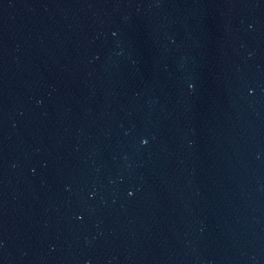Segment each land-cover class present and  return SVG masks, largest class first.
Masks as SVG:
<instances>
[{
    "label": "water",
    "instance_id": "1",
    "mask_svg": "<svg viewBox=\"0 0 264 264\" xmlns=\"http://www.w3.org/2000/svg\"><path fill=\"white\" fill-rule=\"evenodd\" d=\"M0 264H264V0H0Z\"/></svg>",
    "mask_w": 264,
    "mask_h": 264
}]
</instances>
